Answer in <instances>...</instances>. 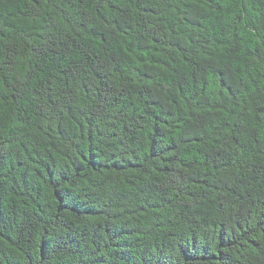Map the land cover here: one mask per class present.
Listing matches in <instances>:
<instances>
[{"label":"trees","instance_id":"trees-1","mask_svg":"<svg viewBox=\"0 0 264 264\" xmlns=\"http://www.w3.org/2000/svg\"><path fill=\"white\" fill-rule=\"evenodd\" d=\"M0 264H264V0H0Z\"/></svg>","mask_w":264,"mask_h":264}]
</instances>
